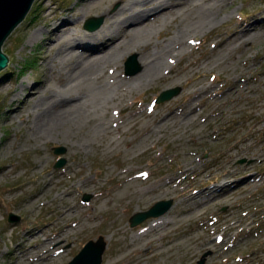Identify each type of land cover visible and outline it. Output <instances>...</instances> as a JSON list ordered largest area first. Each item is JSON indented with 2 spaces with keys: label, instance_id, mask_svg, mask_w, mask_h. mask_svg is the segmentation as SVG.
Segmentation results:
<instances>
[{
  "label": "rangeland",
  "instance_id": "obj_1",
  "mask_svg": "<svg viewBox=\"0 0 264 264\" xmlns=\"http://www.w3.org/2000/svg\"><path fill=\"white\" fill-rule=\"evenodd\" d=\"M38 2L32 1L24 17L1 41L0 48L7 54L8 61L0 68V78L3 76L8 85L16 84L21 77L32 80L42 72L48 73L45 67L42 68L40 59L33 55L35 45L28 41L27 31L38 27L41 21ZM72 2L54 0L53 3L61 9ZM120 3V0L110 1V10ZM227 12L229 17L218 21L213 29L198 30L188 39L193 46L187 55L202 58L206 55L211 60H219L203 67L208 71L201 68L199 76L194 70L188 72V75L203 77L213 85L206 93L192 95L195 101L200 100L203 104L195 114L192 126L190 122L174 124L163 132L159 130L148 136L137 134L141 121L130 125L133 116L129 108L140 103L151 108L148 115L141 114V117L152 122L153 114L159 112L154 103H166L185 90L179 82L168 85L160 82L154 87L146 86V89L126 94L125 107L120 112L116 105L106 112L110 115V125L114 124L111 132L95 130L91 121L83 120L71 127L62 126V131L42 138L30 136L25 128L24 119L31 116V112L25 118V110L20 115L12 114L9 120L3 117L9 99L4 91H0V166H7L5 172H0V264H64L87 239H95L98 235L104 241L98 264H104L109 257L114 260L111 264H199L204 252L200 264H264V0H233L228 3ZM68 15V27L72 28H86L83 20L89 15L101 16V23L105 17L99 9L85 13L77 10ZM251 17L259 23L250 29L252 36L248 38L241 37L219 50L213 45L214 39L207 38L215 30L221 29L224 34L232 31L240 18L244 26L253 19ZM31 21L34 22L30 25ZM26 26L28 28L24 30ZM156 38L153 34L152 40ZM132 52L142 67L139 53L133 49L125 53L116 71L129 75L123 70V61ZM47 63L53 64V61L48 59ZM215 75L223 78L218 81ZM239 77L243 85L251 84L254 89L235 88L227 94H216ZM57 81L54 75V85ZM169 85H178L179 89L169 97L155 100L158 91ZM122 127H127L123 133L120 132ZM114 137L116 140H112ZM72 141L76 149L70 144ZM56 144L63 145L64 149L55 152L53 145ZM189 150H193L190 153L194 164L182 169L190 155ZM59 155L64 161L54 165ZM241 156L244 158L238 160ZM125 165L135 167L134 170L144 178L134 180L136 188L150 181L156 182L155 179L162 180L167 175H178V181L168 189H164L162 183H154L155 191L153 188L142 189L132 198L117 197L121 168ZM198 166H204L205 170L195 176L192 173ZM227 169L229 174L224 175ZM251 173L256 175L255 179L239 185ZM222 179L238 188L228 196L215 194L212 188ZM44 181L49 182L39 196L26 202L30 192L39 189ZM189 184L192 188H207L204 193L191 198L183 192ZM64 187L70 188V196L58 193ZM83 192H89V197L83 199ZM166 197L171 198L170 206L159 215L172 217L175 222L165 227L164 235L154 234L152 239L147 238L158 226L152 224L151 231L145 227L159 215L129 224L128 217L133 212L146 209L154 200ZM70 203H76L77 211L71 215L60 214L59 208ZM185 206L193 208L192 211L183 212ZM8 212L17 214L18 219L8 220ZM72 219L77 222V227L68 229L65 223ZM29 225L41 228V234L23 240V229ZM142 228L139 237L130 243L131 233ZM172 237L174 240L169 242L170 245L157 253V244ZM18 242H22L21 248L28 252L21 259L16 258L17 250L13 255L9 253ZM133 243L137 244L135 249L125 246ZM149 252L155 254L148 257ZM41 254L45 255L41 257Z\"/></svg>",
  "mask_w": 264,
  "mask_h": 264
},
{
  "label": "bare ground",
  "instance_id": "obj_2",
  "mask_svg": "<svg viewBox=\"0 0 264 264\" xmlns=\"http://www.w3.org/2000/svg\"><path fill=\"white\" fill-rule=\"evenodd\" d=\"M38 1V16L41 21L38 27L30 32L27 31L28 41L35 45L33 55L36 59H40L42 68L45 67L48 73L42 72L41 76L32 78V80L21 77L16 84L11 85L6 83L3 76L0 78V91H4L6 98L9 99L6 110L3 112L4 118L8 119L14 113L20 115L22 110L26 112L23 117L25 118L31 112L30 118L24 119L25 128L30 136L36 138L46 137L55 131H62L60 129L62 126L71 127L83 120L91 121L94 129L97 128L98 131L108 132L114 124L110 125V115H106V112L112 105H116L118 111L125 107L123 100L126 94H133L135 90L146 86L154 87L160 82H165V85L179 82L185 90L166 103H154L153 106L155 105L156 111L159 110V112L152 113V122L148 123L141 117V114L148 115L151 108L141 103L129 108L130 115L133 116L130 125H136L137 120L141 121L142 124L139 125L137 134L146 133L148 136L159 130L163 132L164 129L174 124L190 122V126H192L191 122L194 121L195 114L200 111V107L203 105L200 100L195 101L192 95L206 93L213 87L211 83L204 81L203 77H198L199 71L201 68L208 71V68L203 67L217 63L219 60H211L206 55L203 56L204 58L200 56L201 59L198 56L187 55V51L193 46L188 42V39L196 31L205 28L213 29L218 21L229 17L227 5L233 0H120L121 3L114 10H110L109 7L112 0H73L72 3L61 9L53 3L54 0ZM90 9H99L105 13L104 20L102 23L100 22L101 24L99 23L100 25L98 24L99 26L96 25L89 29L80 26L77 28L68 27L69 13L77 10L85 13ZM242 18L227 34H224L220 29L215 30L207 38L214 39L213 45L219 50L241 37L252 36L250 29L256 27L259 21L254 19L255 17H251L253 19L248 20L243 26ZM33 22L31 21L30 25ZM170 26L173 27L170 28ZM27 28L26 26L24 30ZM161 33H163L162 37H160ZM153 34H156L158 38L152 40ZM133 49L139 53L142 67H138L131 72L132 74L127 73L129 75L116 71L115 68L125 53ZM48 59L52 60L53 64H48ZM191 70H194L198 76L188 75ZM54 75L59 80L56 85L53 82ZM214 77L218 81L223 78L222 75ZM240 78L226 84L217 90L216 94H227L235 88L254 89L251 84L243 85L242 78ZM12 79L14 80V77ZM23 118L20 117L21 121ZM125 130L127 127H122L120 132L123 133ZM112 140H116V137ZM70 144L74 146L73 141ZM18 146L20 143L17 144ZM190 152L193 150H189L188 154ZM193 164L190 153L181 168L188 169ZM134 169L135 167L129 165L121 168V180L116 190L117 197L132 198L139 190L155 188L156 184L154 183H162L164 189H168L178 181V175L173 174L136 188L133 185L134 180H143L144 178ZM6 170V164L0 166V172ZM191 170L193 171L192 168ZM204 170V166H198L192 174L200 176ZM228 172V169L225 170L224 175ZM255 176L254 173L247 175L243 183L239 185L252 182ZM47 182L49 181H44L39 189L30 192L26 202L29 203L37 198ZM230 184L222 179L212 190L215 191V194L223 193L228 196L238 188V185L231 186ZM187 186L183 192L191 198L204 193L207 188H192L190 184ZM58 193L68 195L70 188L64 187ZM192 209L190 206H185L182 211L191 212ZM75 211H77L76 203L66 204L65 207L59 208L60 214L71 215ZM173 222L175 221L172 217L159 215L145 227L148 229L147 231H151L149 227L152 224L158 226L147 238L152 239L154 234L159 237L164 235L165 227H170ZM65 226L68 229L76 228L77 222L72 219L66 222ZM143 229L131 233L130 243L139 237ZM40 232L41 228L29 225L23 229L22 239L38 237ZM172 240H174L173 237L157 244L156 252L159 253L165 246H169V242ZM125 246L135 249L137 244ZM21 247L22 242H18L9 250V253L13 255L17 250L16 258L21 259L28 253ZM154 254L155 252H149L147 256L151 257ZM44 255L41 254V257ZM113 261L109 257L104 264H111Z\"/></svg>",
  "mask_w": 264,
  "mask_h": 264
},
{
  "label": "water",
  "instance_id": "obj_3",
  "mask_svg": "<svg viewBox=\"0 0 264 264\" xmlns=\"http://www.w3.org/2000/svg\"><path fill=\"white\" fill-rule=\"evenodd\" d=\"M33 0H0V44L3 37L9 32V30L24 17L28 11ZM102 20L101 16L89 15L84 18L83 25L87 28H93L98 25ZM7 54L0 48V68L4 67L7 63ZM139 65L137 64L135 53H129L123 61V70L126 73L135 71ZM179 89L178 85L166 86L161 88L155 96V100H160L169 97ZM64 146L61 144L53 145L55 152L62 151ZM241 156L238 160H242ZM64 161V157L59 155L54 160V165H59ZM90 195L89 192H83L82 198L86 199ZM171 203V198H158L154 200L149 207L143 210L133 212L129 217V224L133 225L138 223L147 216H155L164 212ZM18 215L13 212H8V220L18 219ZM104 247V241L101 235H98L95 239H87L78 251L64 264H98L101 258V252ZM205 252L201 255L198 263H202Z\"/></svg>",
  "mask_w": 264,
  "mask_h": 264
},
{
  "label": "trees",
  "instance_id": "obj_4",
  "mask_svg": "<svg viewBox=\"0 0 264 264\" xmlns=\"http://www.w3.org/2000/svg\"><path fill=\"white\" fill-rule=\"evenodd\" d=\"M7 61H8V59H7ZM27 64V63H26ZM25 65V64H24Z\"/></svg>",
  "mask_w": 264,
  "mask_h": 264
}]
</instances>
